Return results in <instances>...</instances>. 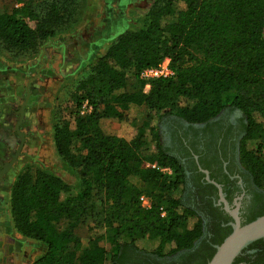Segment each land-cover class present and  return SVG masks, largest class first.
I'll list each match as a JSON object with an SVG mask.
<instances>
[{
	"label": "trees",
	"instance_id": "1",
	"mask_svg": "<svg viewBox=\"0 0 264 264\" xmlns=\"http://www.w3.org/2000/svg\"><path fill=\"white\" fill-rule=\"evenodd\" d=\"M15 1L11 13H0V37L20 51L53 38L76 16L75 0L51 4L46 15L33 9L34 0ZM165 59L175 76L153 82L145 93L140 72ZM230 92L234 97L226 103ZM75 99L77 107L88 101L93 112L77 117L73 131L57 128L55 141L76 184L39 170L22 174L13 188L16 231L47 248L34 264H149L180 254L208 264L216 250L208 244L209 251L195 249L204 219L183 201L185 173L164 147L159 124L167 117L202 124L227 107L240 111L241 164L259 188L264 182V0H158L142 28L120 37L79 84ZM142 108L151 113L134 118ZM114 122L128 131L113 130ZM148 145L151 155L145 154ZM146 184L152 185L149 193L142 188ZM143 195L151 200L148 209L140 203Z\"/></svg>",
	"mask_w": 264,
	"mask_h": 264
},
{
	"label": "rangeland",
	"instance_id": "2",
	"mask_svg": "<svg viewBox=\"0 0 264 264\" xmlns=\"http://www.w3.org/2000/svg\"><path fill=\"white\" fill-rule=\"evenodd\" d=\"M63 1L34 0L33 9L46 15L51 4ZM157 5L158 0H75L71 8L72 14H76L74 20L62 23L56 36L40 41L34 48L13 49L0 37V160L9 161L10 154H15L21 144L15 127L22 107L24 118L20 129L26 135L21 156L6 175V181L0 184V211L6 222L0 231L7 230L13 237V240L8 239L9 264H34L47 249L43 243L23 237L15 229L10 204L18 178L27 171L34 175L40 170L70 185L76 184L75 175L57 150L56 129L65 126L72 131L75 129L76 118L82 117V104L77 107L75 99L79 84L88 79L96 64L120 37L137 33L142 28L146 16ZM17 7L15 0H0L2 14L11 13ZM233 97L234 93L230 92L224 100L227 103ZM150 113L142 108L134 118L140 120ZM166 125L164 118L159 124V133L165 146L169 139ZM112 129L123 132L129 128L114 122ZM145 154H152L150 145ZM244 169L247 171L245 166ZM169 170V175L175 177ZM258 185L264 191V182ZM142 188L149 193L152 185ZM87 232L88 226L83 227L82 235ZM86 241L84 239L85 245ZM100 244L110 251L106 239Z\"/></svg>",
	"mask_w": 264,
	"mask_h": 264
},
{
	"label": "flooded vegetation",
	"instance_id": "3",
	"mask_svg": "<svg viewBox=\"0 0 264 264\" xmlns=\"http://www.w3.org/2000/svg\"><path fill=\"white\" fill-rule=\"evenodd\" d=\"M166 121L169 139L164 147L180 161L185 173L183 201L204 219V235L195 249H215L232 229L235 221L231 213L238 210L241 226L264 213V191L256 187L252 176L241 164L244 116L229 108L202 124H188L174 117H168ZM11 155L14 154H10L9 161L0 160V171L2 164L11 161ZM6 175L0 179V184L6 181ZM1 214L0 211V229H3L6 222ZM8 239L13 240L11 234L7 230L0 231V264H9L11 259ZM241 256L239 264H264V239L250 246ZM199 261L180 254L166 260L152 258L147 263L200 264Z\"/></svg>",
	"mask_w": 264,
	"mask_h": 264
},
{
	"label": "water",
	"instance_id": "4",
	"mask_svg": "<svg viewBox=\"0 0 264 264\" xmlns=\"http://www.w3.org/2000/svg\"><path fill=\"white\" fill-rule=\"evenodd\" d=\"M24 107L20 112V119L15 127L17 135L21 139V144L16 154L11 155V161L2 164V170L0 171V179L6 175L14 164L18 161L21 156V152L24 148L26 135L21 131L20 127L23 123L24 118ZM228 207V205H227ZM234 219L232 223V232L223 241L221 245L215 247L216 252L208 264H234V262L253 244L264 239V215L258 217L254 221L241 226L238 210L231 213Z\"/></svg>",
	"mask_w": 264,
	"mask_h": 264
},
{
	"label": "built area",
	"instance_id": "5",
	"mask_svg": "<svg viewBox=\"0 0 264 264\" xmlns=\"http://www.w3.org/2000/svg\"><path fill=\"white\" fill-rule=\"evenodd\" d=\"M175 76V71L171 68L170 60L165 59L157 67L146 68L140 72V78L145 83V92H149L152 86V83L161 80V79H170ZM93 112V107L89 104L88 101L82 102L80 114L82 117H86ZM153 169H157L164 174L169 175L170 170L166 168H161L156 164L151 166ZM140 203L143 208L148 209L151 207V200L146 196H141ZM165 214H163V217Z\"/></svg>",
	"mask_w": 264,
	"mask_h": 264
}]
</instances>
